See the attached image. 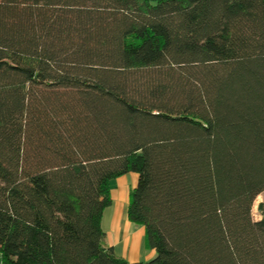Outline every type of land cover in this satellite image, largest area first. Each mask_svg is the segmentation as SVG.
<instances>
[{
	"label": "trees",
	"instance_id": "16d2710c",
	"mask_svg": "<svg viewBox=\"0 0 264 264\" xmlns=\"http://www.w3.org/2000/svg\"><path fill=\"white\" fill-rule=\"evenodd\" d=\"M153 259L105 246L115 178ZM264 0H0L4 264H264Z\"/></svg>",
	"mask_w": 264,
	"mask_h": 264
},
{
	"label": "crops",
	"instance_id": "0c3cea01",
	"mask_svg": "<svg viewBox=\"0 0 264 264\" xmlns=\"http://www.w3.org/2000/svg\"><path fill=\"white\" fill-rule=\"evenodd\" d=\"M137 180L136 173L128 172L111 181V204L104 209L101 218L105 246L112 247L116 256L129 263L147 262L156 255V251L146 245L144 227L127 217L130 193Z\"/></svg>",
	"mask_w": 264,
	"mask_h": 264
},
{
	"label": "rangeland",
	"instance_id": "374dc122",
	"mask_svg": "<svg viewBox=\"0 0 264 264\" xmlns=\"http://www.w3.org/2000/svg\"><path fill=\"white\" fill-rule=\"evenodd\" d=\"M261 201H264V192H261V193L256 197V199H255V201H254V204H253L252 215H253V218H254L255 220H257V219L260 218V216H259V214H258V212H257V204H258L259 202H261ZM0 264H4V263H2V261L0 260Z\"/></svg>",
	"mask_w": 264,
	"mask_h": 264
}]
</instances>
